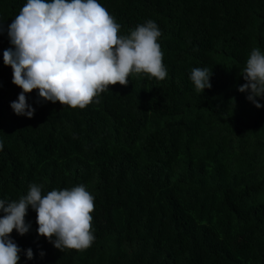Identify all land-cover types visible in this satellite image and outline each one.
I'll use <instances>...</instances> for the list:
<instances>
[{"label": "trees", "instance_id": "trees-1", "mask_svg": "<svg viewBox=\"0 0 264 264\" xmlns=\"http://www.w3.org/2000/svg\"><path fill=\"white\" fill-rule=\"evenodd\" d=\"M26 2L0 0V199L84 185L95 239L61 251L29 206V231L10 234L19 264H264V97L238 91L264 53V0H98L121 35L157 24L167 77L133 74L83 109L33 90L31 118L11 109L22 90L3 63ZM193 68L211 69V88L196 91Z\"/></svg>", "mask_w": 264, "mask_h": 264}, {"label": "clouds", "instance_id": "clouds-1", "mask_svg": "<svg viewBox=\"0 0 264 264\" xmlns=\"http://www.w3.org/2000/svg\"><path fill=\"white\" fill-rule=\"evenodd\" d=\"M120 28L98 0H27L7 28L14 47L3 51L4 65L12 69V83L22 90L10 103L13 112L33 116L35 109L25 95L33 90L45 101L83 109L99 103L97 97L110 85L126 86L133 74L165 79L168 73L157 24L148 20L128 35H121ZM210 75L211 69H192L190 80L198 93L211 88ZM242 76L246 83L238 91L247 92L246 99L260 108L264 53L259 48L251 50ZM94 199L84 185L44 194L37 184H31L18 201L0 199V264H19L21 248L10 234L29 231L30 224L25 223L29 206L36 212L37 234L55 248H89L95 239L90 215ZM24 253L27 259L33 258L30 248Z\"/></svg>", "mask_w": 264, "mask_h": 264}]
</instances>
